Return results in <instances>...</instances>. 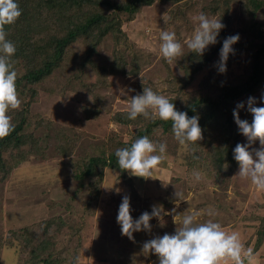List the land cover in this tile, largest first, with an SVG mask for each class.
Returning <instances> with one entry per match:
<instances>
[{
	"label": "rangeland",
	"instance_id": "rangeland-1",
	"mask_svg": "<svg viewBox=\"0 0 264 264\" xmlns=\"http://www.w3.org/2000/svg\"><path fill=\"white\" fill-rule=\"evenodd\" d=\"M121 1L123 0H119ZM224 1L184 0L177 5L156 2L144 7L133 21L124 19L121 25L115 23L114 26L124 36H107L95 55L87 54L88 44L84 41L73 42L69 52L71 59L55 72V79L34 88V100L30 101L32 92L27 93L23 99L21 96L24 94L18 96L25 102L18 109L27 106L30 119L33 117V121H36L38 117H44L46 121L52 122V128L41 133L45 137L50 135L47 158L30 159L14 170L7 182L0 185V240H4V245L0 248V264H20L18 246L9 247L7 243L10 229H20L50 218H63L74 231L81 228L80 216L84 211L82 205L85 204V192L80 189L79 182L73 179L68 162L71 158L82 156L90 149L102 145L109 136L116 135L123 141L131 140L135 128L116 122L114 117L127 112L131 97L141 93L143 86L151 87L169 100H175L182 90L189 96L205 93L202 91L203 83L211 79L226 84L247 75L253 51L240 48L250 40L246 35L243 37L239 34L244 15L239 0H230L228 3L233 21L227 34H239L240 39L233 45L234 54H229L226 72L220 74L216 71L215 62L218 57H214L210 64L193 77L183 68L186 64L182 62V57L189 51L185 42L198 26L195 17L203 12L210 18L219 19L213 13L214 7ZM19 3L25 6V14L32 15L38 10L36 0H18ZM223 9L224 7L220 11ZM51 14L52 12H44L42 19L37 20L38 34L44 32V36H52L53 32L56 33V19L50 18ZM260 14L264 18V8ZM162 30L175 32L182 45V55L170 63L159 52V33ZM15 36L8 34L9 38ZM12 62L18 79L24 74L22 61L12 57ZM177 79L182 82H177ZM122 88L126 95H121ZM128 88L134 91L128 92ZM260 94L255 96L257 106H260ZM95 107L100 109V116L88 119L83 109ZM162 133L160 129L152 137L155 142L167 145L165 159L158 168L162 167L168 177H164L165 181L159 180L157 168L147 181L135 180L131 188L126 181L119 179L118 173L107 169L97 211L94 217L87 218L81 233L84 258L80 257V264H89V260L94 261L92 257L97 263L106 264H114V261H119L115 263L119 264L121 260L126 263L134 261L131 256L126 255L132 251L129 249H126L123 257L117 256L120 258L118 260L114 256L116 250L113 246L126 239L116 222L118 206L124 195L130 198V215L133 218H137L141 210H151L153 205L162 207L161 217L155 218V225L153 224L154 236L163 232L164 220L168 218L166 211L169 208L164 209L162 204L167 199V205L172 204L177 199L174 195L177 191L182 193L185 201H181L178 207L174 206L175 212H168L171 214L169 218L173 229L176 224L179 226V217L191 211L201 213L198 222L208 219L204 212L211 205L217 211V215L212 218L219 221L225 231H238L245 248L254 250L261 230V219L264 217V191L235 177L238 166L234 169L226 167L222 171H214L216 166L212 167L213 170L208 168V171H201L203 179L200 182H193L185 165L188 149L182 146L177 148L180 145L172 133ZM244 142L245 137L242 135L239 143ZM258 146L257 141L253 147ZM161 219V222L158 221ZM174 221L176 224L172 223ZM129 241L131 239L125 242ZM59 245L56 251H59L61 245L66 246L68 243ZM135 245L141 247L142 244ZM67 249L68 254H72L73 244ZM104 253L107 262L101 255ZM142 261L143 258L140 259ZM252 264H264V243L255 253Z\"/></svg>",
	"mask_w": 264,
	"mask_h": 264
},
{
	"label": "trees",
	"instance_id": "trees-1",
	"mask_svg": "<svg viewBox=\"0 0 264 264\" xmlns=\"http://www.w3.org/2000/svg\"><path fill=\"white\" fill-rule=\"evenodd\" d=\"M36 1L38 3L36 13L25 14L23 11L25 6L19 3L22 10L20 17L15 23L5 26L6 38L16 46L13 57L21 59L24 67V74L16 79L17 94L18 96L24 94L21 96L23 99L27 93L32 92L30 101L34 100L36 94L34 88L55 79V72L62 67L64 62L71 59L69 52L73 42L84 41L88 44L87 54L95 55L97 48L107 36L112 34L124 36L119 31L120 29L114 26L115 23L121 25L124 19L133 21L142 8L152 6L156 2L177 5L184 0ZM229 2L230 0H225L223 4L214 7V15L220 17L225 25L217 37V43L210 45L202 56L189 51L183 55L182 62L186 64L183 68L189 76H196L213 61L214 57H218L221 42L228 36L227 29L229 30L233 21ZM238 2L242 5V15L244 14L240 22L242 30L239 34L243 37L246 35L250 40L247 44L243 43L240 48L244 51H253L247 75L234 82H226V84L211 79L203 83L202 91L205 93L202 92L201 95L194 93L189 96L182 90L181 95H178L175 100L170 99L177 110L186 112L189 117L193 115L199 117L198 123L201 127L202 138L190 146L194 152L188 150L185 163L190 173L193 169L208 171V168L215 166L214 171H222L223 166L226 167V165L230 169L237 168L238 163L233 159L232 149L241 140L242 134L238 132V126L234 122L233 109L238 102H245L249 96L255 97L264 89V18L260 14L264 8V2L260 0H239ZM222 7L224 9L220 11ZM44 12H52L49 17L56 19V33L53 32L52 36L49 34L44 36V32L41 35L36 32L37 20L42 19ZM8 34L16 36L9 38ZM21 98L20 105L25 104ZM246 107L245 103V108L239 110L238 114L241 119L251 122L252 117L246 111ZM83 110L88 119L98 118L101 114L100 109L96 107ZM9 115L14 128L9 135L0 138V185L7 182L14 170L30 159L47 158V144L50 135L45 137L41 133L52 128V122L46 121L44 117H38L36 121H33V117L30 119L31 115L27 106L21 110L11 109ZM114 120L122 125L135 128L131 140L123 141L116 135L109 136L102 145L90 149L82 156L71 158L68 162L73 179L79 182L80 189L85 192V204L82 205L84 211L81 216L79 215L80 223L82 221L81 228L74 231L63 218H50L20 229H10L7 243L9 247L18 246L20 264H72L75 256L82 257L84 253L82 252L81 233L87 218L94 217L97 211L106 170L118 173L119 179L126 181L131 188L135 180L143 181L142 177L129 176L126 170L118 167L114 155L115 149L127 147L136 138L144 135L155 142L152 135L160 129L162 134L172 133L170 120L162 121L158 118L146 120L139 116L136 120H129L127 112L117 114ZM193 155L198 156L199 159H193ZM190 173H188L189 176ZM59 243H68V245H61L59 251H56L55 249L60 246ZM263 243L264 217L261 219V230L253 252H258ZM70 244H73V253L69 255L67 248ZM3 245L4 240L1 239L0 248ZM61 249L67 252L60 251ZM125 251L122 248L117 249V256L123 257ZM128 253L125 254L134 259L133 252ZM92 259L95 261V258L92 257ZM126 264H135V260L133 263Z\"/></svg>",
	"mask_w": 264,
	"mask_h": 264
},
{
	"label": "clouds",
	"instance_id": "clouds-1",
	"mask_svg": "<svg viewBox=\"0 0 264 264\" xmlns=\"http://www.w3.org/2000/svg\"><path fill=\"white\" fill-rule=\"evenodd\" d=\"M21 11L18 0H0V138L9 135L13 130L14 123L9 110L17 109L21 103L16 89L17 72L12 62L16 46L6 38L5 30L6 25L16 22ZM195 19L198 26L185 43L189 52L202 56L210 45L217 43V37L225 25L220 18H210L203 12ZM239 39V34H233L222 40L218 60L215 62L218 73L226 72L229 54H234L233 45ZM159 52L169 63L182 55V45L175 32L160 31ZM127 91L134 90L128 88ZM120 93L127 94L123 88ZM258 99L260 106H257L256 97L249 96L246 102H238L233 109L234 122L238 126V132L245 137V142H238L232 152L233 159L238 163V171L234 176L242 182H250L257 190L264 191V92H261ZM245 103L246 111L252 117L251 122L241 119L238 114L239 110L245 108ZM138 116L146 120H170L174 139L191 152L194 149L190 146L202 138L198 115L189 117L186 112L177 110L168 98L151 87L143 86L142 92L132 96L128 103L127 119L136 120ZM257 141L259 146L253 147ZM166 147L164 142H153L147 135L140 136L129 146L115 149L116 164L131 176L152 177L165 159ZM192 158L199 159L196 155ZM223 167L226 168L227 165ZM190 177L193 182H200L203 174L200 170L193 169ZM174 195L177 199L173 203L178 207L185 200L182 193L175 191ZM162 211L161 206L153 205L151 212L144 211L138 218L133 219L130 215V198L124 195L118 206L116 222L120 226L121 234L133 239L134 232H149V221L153 217L159 219ZM171 212H175V207ZM200 215L199 211H191L180 216L179 226L174 221V232L156 235L143 242L142 255H155L156 264H252L255 256L253 249L245 248L238 231H225L219 221L212 219L217 215L213 206H208L204 212L208 219L198 222ZM72 264H80L79 255L73 258Z\"/></svg>",
	"mask_w": 264,
	"mask_h": 264
},
{
	"label": "crops",
	"instance_id": "crops-1",
	"mask_svg": "<svg viewBox=\"0 0 264 264\" xmlns=\"http://www.w3.org/2000/svg\"><path fill=\"white\" fill-rule=\"evenodd\" d=\"M157 173H159L160 174V176H157L158 177V179L159 180H164L165 181V179H164V177H168L167 175H166V173H165V170L161 167H159L158 169H157ZM169 172L171 173V171L169 170ZM172 175V174H171ZM142 179L144 180V181H147V178H143L142 177ZM169 203L168 202V199L167 200H165V202L162 204L163 205V208L165 209V208H169L167 211H166V216H168V218H165V222H164V224H163V232H161V233H157V235H163L164 233H172V232H174V230L175 229H173V227H171V218H169V217H171V214H168V212H169V210L171 211L173 208H174V203H172V204H170V205H167V203ZM144 211H149V212H151V210H141L140 211V214L142 213V212H144ZM162 214V213H161ZM139 217V216H138ZM137 217V218H138ZM155 218L156 217H153L150 221H149V223H150V225H151V230L149 231V232H145V231H143V230H141V231H138V232H134L133 233V239H131V241H129V242H125L126 240H130L127 236H126V239L125 240H123L121 243H119L118 242V244H116L115 246H113V249L115 248V250H116V253H115V255L114 256H116V260H118V259H120V258H118L117 257V249L119 248H122V249H129V250H132V252H133V256H134V260H135V264H152V262L154 263V264H156V256L155 255H153V254H149V256L148 257H144L143 255H142V253H141V248H142V245H141V247L140 246H137V245H135L136 243H141V244H143V242H145L146 240H148V239H151V238H153L154 237V234H153V231H154V226H153V224L155 223ZM133 219H136V218H133ZM158 221H160V220H158ZM159 223V222H158ZM172 223H175V222H172ZM155 225V224H154ZM138 238H141V240H138ZM125 242V243H124ZM120 244V245H119ZM140 247V248H139ZM133 249H135L134 251H133ZM114 250V251H115ZM105 253H107V251H105ZM101 254L102 256H103V260L104 261H106V259H105V257H106V254ZM100 255V256H101ZM141 258H143V261L142 262H140V259ZM98 261H99V259H98ZM94 262H96V264H97V261L95 260V261H92V262H90L89 264H92V263H94ZM107 262V261H106ZM117 262H119V261H114V262H112V263H117ZM121 263H119V264H126V262H124V261H120ZM99 264H106V263H104V262H98ZM131 263H133V261L131 262ZM107 264H110V263H108L107 262Z\"/></svg>",
	"mask_w": 264,
	"mask_h": 264
}]
</instances>
